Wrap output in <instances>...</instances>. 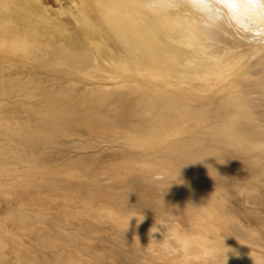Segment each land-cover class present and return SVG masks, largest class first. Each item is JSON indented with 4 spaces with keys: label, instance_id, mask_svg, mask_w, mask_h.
<instances>
[{
    "label": "bare ground",
    "instance_id": "1",
    "mask_svg": "<svg viewBox=\"0 0 264 264\" xmlns=\"http://www.w3.org/2000/svg\"><path fill=\"white\" fill-rule=\"evenodd\" d=\"M10 1L0 0V63L53 67L84 86L41 77L66 98L43 97L42 124L17 135L54 150L33 180L7 186L24 205L7 249L22 264H223L225 244L227 264H264V0H73L56 17L41 0ZM80 3L88 26L70 18L62 31ZM24 9V31L39 38L7 28ZM156 221L175 232L177 255L149 244Z\"/></svg>",
    "mask_w": 264,
    "mask_h": 264
},
{
    "label": "rangeland",
    "instance_id": "2",
    "mask_svg": "<svg viewBox=\"0 0 264 264\" xmlns=\"http://www.w3.org/2000/svg\"><path fill=\"white\" fill-rule=\"evenodd\" d=\"M10 1V0H9ZM42 3L48 8V11L49 13L56 17L58 14L56 12V10L62 6L60 5H63V3L67 2V3H72L73 0H41ZM11 6H12V9H17V7L15 6V4L13 2H11ZM85 6L84 3H80L76 9L72 10V11H69V14L67 13L65 16H64V19L65 21H68L64 23H61V30L64 31V32H67L68 30H70L72 26V24L68 23L69 22V19L71 20L70 22L73 23V25H75L76 27H78L79 29H86V27L88 26L87 23L83 20V13L81 11V8ZM15 13V12H14ZM25 13V14H24ZM14 17H12V19H9V21H11L10 25H6L7 28L9 26V30L11 31L12 33V30L13 32H18L16 31L15 29L16 28H13V24H15L18 28H20L23 33L25 35H27L28 37L32 38L34 37L36 39V35L33 31H24V27L23 26H27L28 28H30L31 26V23L29 20V11L24 9L22 14H19L17 15L16 13L13 15ZM24 16V17H23ZM67 16V17H66ZM16 17V18H15ZM15 18V19H14ZM21 18V19H20ZM24 20H23V19ZM17 19V20H16ZM23 20V21H22ZM8 19H0V22H3V24L5 22H7ZM14 22V23H13ZM23 28V29H22ZM26 28V27H25ZM47 30V29H46ZM9 31V32H10ZM29 33V34H28ZM15 34V33H14ZM66 35V33H65ZM37 38L38 35H37ZM42 38V37H41ZM20 52V51H19ZM5 61V60H3ZM1 61L0 63V191H1V195H0V264H22L20 259L15 257V253L10 250V249H7L10 245V242L7 243V240L5 241L4 239H1L2 238H7L10 236V232L12 230H18L19 229V226L17 224H15L14 220L15 219H18L15 214L18 212V209L20 207V209L22 207H24L23 203H21V201L19 202L18 200H15V197L13 196H10L7 192L9 191V188L7 186L10 187V185L12 186V184H20L22 181H31L33 180L34 178H32L31 175H33V172L35 171L34 169H36L37 167L39 168L40 167V163H41V160L40 159H43L42 161H45L44 158L46 159H50L52 158L51 154L53 152V148H32V147H27V144L24 143L21 139V137L19 138L17 135H21L23 133H25V130H30V131H35V129H37L36 127L39 126V124H42V122L40 120H36V119H40L39 118V115H41L40 113H42V109H43V102L45 101V97L47 96V94L50 96L51 95V98L53 99H49L47 100V102H50V101H53V103H55L56 101L58 102L57 104L55 103V105L57 106L59 103L65 101V98L66 97H63L61 96L60 98H56L55 97V90L53 88H55L56 86L53 84V83H43V81L41 80V77L42 76H48L50 73L53 72V75L54 74H57L58 76L60 75L61 77H63L64 79H68V82H67V87H72L73 85V88L75 87L76 89L78 90H83V86L84 84L83 83V79H79L78 77H72L70 75H66V74H63V73H58L55 68L53 67H47V68H36V69H32L31 67L29 69L28 68H21V64L19 63H16L15 61H11V62H3ZM29 63V62H28ZM32 63V62H31ZM7 64V65H6ZM12 66V67H11ZM34 67V66H33ZM9 69V70H8ZM8 70V71H7ZM40 70V71H39ZM53 70V71H52ZM27 71V72H26ZM30 71V72H29ZM46 71V72H45ZM50 73H49V72ZM18 72V73H17ZM27 73V74H26ZM37 73V74H36ZM10 74H13L14 77V81L11 83L13 85L10 84V82L4 77L7 76V75H10ZM18 74H20L18 76ZM33 74V75H32ZM97 74V72H96ZM29 75V76H28ZM40 75V76H39ZM111 73L109 71H106V72H98L96 78H95V81L94 82H104L103 80H106L108 78V76H110ZM25 76V77H24ZM27 76V77H26ZM37 76V77H36ZM65 76V77H64ZM30 77V79H28ZM34 77V78H32ZM106 77V78H105ZM25 78V79H24ZM71 78V79H70ZM39 79V81L37 80ZM79 80V83H78V80ZM99 79V80H98ZM27 80V81H26ZM32 80V81H31ZM72 80V81H71ZM77 80V81H76ZM80 80H81V83H80ZM98 80V81H97ZM16 81V82H15ZM21 83H20V82ZM67 81V80H66ZM75 81V82H74ZM18 82V84H16ZM72 85H71V83ZM27 83V84H26ZM39 83V84H38ZM9 84V85H7ZM16 84V85H15ZM25 84V85H24ZM29 84V85H28ZM32 84V85H31ZM50 84L53 86H50ZM4 85V86H3ZM8 88L6 89L7 86ZM11 85V86H10ZM35 85V86H34ZM38 85V86H37ZM44 85V86H43ZM48 85V86H46ZM69 85V86H68ZM20 86V87H19ZM25 86V88H24ZM29 86H31L29 88ZM37 86V88H36ZM41 86V87H40ZM46 86V87H45ZM4 87V88H3ZM17 87V88H16ZM40 87V88H39ZM44 87V88H43ZM29 88V89H28ZM33 88V89H31ZM52 90H50V89ZM65 88V89H66ZM85 88V87H84ZM17 89V90H16ZM27 91H26V90ZM34 89H36L35 91H38V92H35L33 91ZM46 89L45 92L47 93H44V90ZM3 90V92H2ZM31 90L33 92H31ZM71 90V89H70ZM68 91L67 90V94L66 95H69L70 96V93L73 94V91ZM5 91V92H4ZM15 91V92H14ZM21 92V93H18V92ZM53 91H54V97L52 96L53 95ZM25 92H28L25 94ZM35 92V93H34ZM57 92V91H56ZM70 92V93H69ZM22 93L23 95H25L24 97L22 96ZM39 95H38V94ZM43 93V94H41ZM52 93V94H51ZM16 94V95H15ZM33 94V95H32ZM14 95V96H13ZM81 95V94H80ZM79 95V96H80ZM7 98H6V97ZM13 98L11 99L10 98ZM19 96V97H18ZM65 96V95H64ZM9 97V98H8ZM15 97V98H14ZM18 97V98H17ZM32 97V99H31ZM44 97V98H43ZM62 97L64 98V100H62ZM6 98V99H5ZM23 98V99H22ZM79 98V97H78ZM5 99V100H4ZM29 99V100H28ZM26 102V104H24L22 106L24 102ZM34 100V101H33ZM41 100V101H39ZM62 100V101H61ZM7 102V103H6ZM20 102H22L20 104ZM31 102V104H30ZM36 102H38L37 106L39 107H36L35 104ZM35 103V104H34ZM14 104V105H13ZM28 104V105H27ZM34 104V105H33ZM9 105V106H7ZM26 105V106H25ZM22 106V108H21ZM11 107V108H10ZM25 107V108H24ZM28 107V108H27ZM3 108V109H2ZM9 108V109H8ZM31 108V109H30ZM34 108V109H33ZM21 109V111H19ZM29 109V110H28ZM25 112H24V111ZM35 111L36 114L33 112L32 115H30L31 113H29V111ZM19 111V112H18ZM28 111V114L26 113ZM12 114H11V113ZM9 115V116H8ZM33 116V118L35 116H38V117H35L34 119L31 117ZM20 117L22 120H20ZM11 118V119H10ZM15 119V120H14ZM28 119V120H27ZM12 120V121H10ZM14 120V121H13ZM33 120V121H32ZM38 121V124L35 123L36 121ZM40 121V122H39ZM8 122V123H7ZM23 122V123H22ZM16 123V124H15ZM27 123V124H26ZM31 124V125H29ZM20 125H22L20 127ZM36 125V126H35ZM25 128H24V127ZM30 126V127H29ZM32 126L34 128H32ZM13 127V128H12ZM19 131H18V128ZM3 129V130H2ZM7 129V130H6ZM17 129V131H16ZM25 129V130H24ZM2 132V133H1ZM4 132V133H3ZM21 132V133H20ZM6 133V134H5ZM13 133V134H11ZM4 135V136H3ZM8 136V137H7ZM11 137V138H9ZM5 138V139H4ZM23 138V136H22ZM21 139V140H20ZM9 140V141H8ZM2 141V142H1ZM18 141V142H17ZM21 142V143H19ZM23 142V143H22ZM3 144V145H2ZM7 144V145H6ZM21 144V145H20ZM25 144V145H24ZM16 145V146H15ZM20 145V146H19ZM24 145V146H23ZM18 146V147H17ZM51 147V146H50ZM24 149V150H23ZM46 149V150H45ZM50 149H53L52 151ZM36 150V151H35ZM7 151V152H6ZM19 151V152H18ZM42 151H45L44 154L46 155H42L41 152ZM51 151V152H49ZM17 152V153H16ZM23 154V155H21ZM51 156H50V155ZM21 155V156H20ZM32 155V156H31ZM39 155V156H38ZM13 158H12V157ZM23 156V157H22ZM47 156V157H46ZM16 157V158H15ZM28 157V158H26ZM31 157V158H30ZM36 159V161H35ZM5 162H4V161ZM10 161V162H8ZM29 162V163H28ZM26 163H27V167H26ZM38 163V164H37ZM6 164V165H5ZM36 164V165H35ZM4 166V167H3ZM9 166V167H8ZM13 166V167H12ZM31 168V169H30ZM33 168V169H32ZM15 169V170H14ZM22 169V170H21ZM30 169V170H29ZM13 170L15 171L14 173ZM20 170V171H18ZM26 170V171H25ZM32 170V171H31ZM24 171V172H23ZM31 171V172H30ZM5 172V173H4ZM10 172V173H9ZM21 172V173H20ZM8 174V175H7ZM12 174V175H11ZM15 174V175H14ZM23 174V175H22ZM31 174V175H30ZM28 175H30L28 177ZM27 176V177H26ZM16 178V180H14ZM8 179V180H6ZM9 182V183H7ZM15 186V185H14ZM13 186V187H14ZM2 189V190H1ZM38 189V188H37ZM34 191L35 193H37L36 191L37 190H32ZM4 192V193H3ZM3 193V194H2ZM3 195V196H2ZM6 196V198H5ZM10 199H8V197ZM11 197H13L11 199ZM7 199L5 201V199ZM4 199V200H3ZM11 203V204H10ZM5 204V205H4ZM9 206H8V205ZM13 204H16L14 206H12ZM19 204V205H18ZM7 205V206H6ZM18 205V206H17ZM6 207V208H5ZM11 209L9 211V209ZM17 210H14V209ZM22 210V209H21ZM20 210V211H21ZM15 211V212H14ZM7 212V213H6ZM10 212V213H8ZM13 212V213H12ZM23 212L27 213L28 210H23ZM12 213V214H11ZM15 213V214H14ZM5 215V216H4ZM7 216H8V219H7ZM9 217H10V220H9ZM15 217V219L11 220V218ZM22 217H20L19 219H21ZM6 219V220H5ZM8 220L10 222H8ZM14 224V225H13ZM6 228V229H5ZM3 230H6V231H3ZM3 232V233H2ZM6 232V233H5ZM13 233H15L13 231ZM4 235V236H3ZM35 238V239H34ZM4 240V242H3ZM29 240V242H28ZM25 241H26V244L28 247H35L36 249L39 250L40 245H39V241H40V238L37 234H32L29 238H25ZM6 242V243H5ZM5 246V247H4ZM4 249V250H3ZM33 249V248H32ZM36 249H33V251H36ZM4 255V256H3ZM3 257V258H2Z\"/></svg>",
    "mask_w": 264,
    "mask_h": 264
},
{
    "label": "clouds",
    "instance_id": "3",
    "mask_svg": "<svg viewBox=\"0 0 264 264\" xmlns=\"http://www.w3.org/2000/svg\"><path fill=\"white\" fill-rule=\"evenodd\" d=\"M130 218L127 221L128 225H129ZM157 225H159V227ZM161 229H164L162 233L164 236V239L162 241H158L155 239L153 234L161 232ZM179 243L180 242H179L178 237L176 236L175 232L171 230V226L168 224L167 221H160V222L156 221V225H154L150 229V243L149 244H151L154 248L158 247V250L166 256L172 257V256L177 255L180 251ZM224 248H225V251L223 253V264H227V260H228L227 253L232 250L226 247L225 244H224Z\"/></svg>",
    "mask_w": 264,
    "mask_h": 264
}]
</instances>
